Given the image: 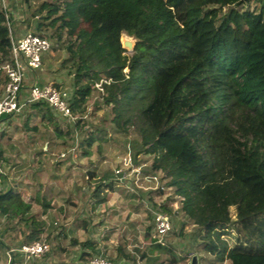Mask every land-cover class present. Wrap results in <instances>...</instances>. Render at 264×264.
<instances>
[{
	"label": "trees",
	"instance_id": "trees-1",
	"mask_svg": "<svg viewBox=\"0 0 264 264\" xmlns=\"http://www.w3.org/2000/svg\"><path fill=\"white\" fill-rule=\"evenodd\" d=\"M14 11L23 18L19 23ZM17 26L50 43L41 56V68L24 70L28 77L21 98L28 97L35 80L39 86L49 77L59 80L53 85L68 91L75 120L59 116L42 101L3 116L0 123L22 116V111L34 113L49 132L40 153L51 152L56 141L67 136L71 147L64 154L71 158L75 145L81 157H89L98 132L83 134L88 126L84 119L97 93L94 105L112 117L111 132L127 136L136 126L137 136L124 142V150L135 166L140 156L153 157L150 172L165 180L161 191L173 190V199H180L177 211L192 225L200 252L216 262L264 264V0H0V64L11 60L10 40H15ZM123 35L135 41L130 55L121 47ZM54 58L60 63L50 69ZM6 80L0 70V85ZM98 83L101 93L95 88ZM53 116L67 123L66 131L55 124L50 133L46 124ZM99 132L107 134L104 128ZM3 162L0 145V167ZM33 176L24 179L34 184ZM95 177L88 172L90 181ZM116 179L114 173H106L88 185L89 202H103L101 191L111 189ZM12 180L0 168V227L7 224L2 225L3 219L24 224L17 247L10 244L21 264L20 247L42 242L46 226L35 216L25 218L31 204L22 200ZM36 200L44 212L50 208L39 193ZM148 204L169 216L172 227L166 237L175 234L172 205L151 198ZM147 214L152 220L145 235L150 248L130 254L118 246L110 253L94 236L97 225L84 222L90 237L71 243L77 257L82 262L101 256L111 264H160L157 252L168 256V264H178L182 259L165 247V239L163 245L156 243L153 215ZM185 224L181 223V233ZM229 230L231 246L221 238ZM60 236L49 230L48 253L28 264H46Z\"/></svg>",
	"mask_w": 264,
	"mask_h": 264
},
{
	"label": "rangeland",
	"instance_id": "rangeland-1",
	"mask_svg": "<svg viewBox=\"0 0 264 264\" xmlns=\"http://www.w3.org/2000/svg\"><path fill=\"white\" fill-rule=\"evenodd\" d=\"M253 7L252 4L250 8ZM15 10L17 11L16 8ZM16 14L18 21L19 18L23 19L20 14L17 12ZM130 39L135 43L132 38ZM124 50L127 55L132 53ZM59 57L62 58L63 55ZM64 57L66 58L65 55ZM59 63V59H52L50 69H57ZM124 73L127 75L128 70L125 69ZM26 76L24 75V78L27 81ZM58 81L48 78V83L54 84ZM100 86L101 83H98L95 88L101 93ZM2 87L3 85H0V93L3 90ZM96 96L97 93H93L89 100L88 114L84 119L88 126L83 130V134L98 132L95 134V142L88 149L89 157H81V151H76L75 145L72 146L71 158L66 154L63 158L60 157L66 147H71V139L67 136L58 139L51 152L40 153L49 132L44 127L45 122L42 123L41 118L34 113L27 114L22 111V116L10 117L5 120V125L0 127V145L6 159L0 168L8 174L9 180L17 181L14 189L25 203L31 204L25 218L35 216L39 221H44L46 229L41 236V241L50 246L51 244L47 241L48 231L55 230L61 233L60 239L53 243L55 249L53 254L51 253L52 257L46 259V264H88L92 256L82 262L75 253L76 249L71 245L73 241L80 242L90 237V232L85 229L84 222L97 225V232L94 236L100 242L101 247L107 248L110 253L114 252L118 246H123L125 252L130 254L137 248H150V243L145 240L147 229H152V220L147 214L148 211L151 214L154 212L148 204L150 198L155 203H169L173 207L176 233L165 238V247L171 248L173 254L180 260L182 259L178 264H190L192 258L186 256L187 253L190 256L194 253L192 257H197L198 264H233L227 259L223 262H216L213 257L200 252L201 246L193 242L192 225L187 223L183 215L177 211L180 199H173V190L161 191L165 180L161 174L153 176L150 172L153 157L140 156L137 166L133 164L135 171L125 169L126 179L123 181L116 179L111 189L104 188L101 191L100 198L104 199L103 202L100 204L94 200L89 202L88 185L99 182L102 175L115 173L118 168L123 167V159L126 156L123 144L137 136L135 125L129 129L127 136L111 132L108 124L112 117L107 116L104 109L96 110L94 105ZM29 115L31 118L27 120ZM55 124L63 131L68 128L65 121L53 116L50 124H46L50 133L54 130ZM33 128L38 130H32ZM100 128H104L107 134L103 135L99 132ZM78 138L80 140L82 137L78 136ZM88 172L96 175L91 181L88 179ZM33 173L32 182L34 184H28L24 175H33ZM38 193L40 200L50 203V208L45 212L42 205L36 202ZM91 204H94V209ZM231 210L233 215L234 209ZM89 219L92 222H87ZM13 220H16L15 217ZM181 223H186L182 233L180 232ZM2 225H5L3 226L5 228L3 241L11 242L19 237L22 238L25 231L24 224L17 222L9 224L3 219ZM151 233L153 234V231ZM221 238L226 240L229 246L233 245L230 230ZM154 255L159 257L160 264H168L167 255H158L157 252ZM21 264H28V261Z\"/></svg>",
	"mask_w": 264,
	"mask_h": 264
},
{
	"label": "built area",
	"instance_id": "built-area-1",
	"mask_svg": "<svg viewBox=\"0 0 264 264\" xmlns=\"http://www.w3.org/2000/svg\"><path fill=\"white\" fill-rule=\"evenodd\" d=\"M11 60L8 63L0 64V70L6 75V82L3 86L0 96V120L5 115L19 113L26 105L37 102H46L48 106L59 116L75 120L68 106L69 93L63 88H57L52 83L39 86L33 84L29 87L28 97L22 99L20 96L22 84L24 82V70L35 71L41 68V56L50 48L48 40L41 38L31 32L23 38L15 41L11 38ZM64 153L60 157H64ZM124 166L118 168L114 175L119 181L127 178L125 169L133 170V164L130 152H126L123 159ZM135 171V170H133ZM2 186L0 184V191ZM153 215V238L156 243L163 245L168 232L171 231V222L168 216L152 212ZM49 251V245L44 242H34L32 244L22 245L19 253L24 261H30L43 257ZM88 264H111L104 257H92ZM120 264H128L121 262Z\"/></svg>",
	"mask_w": 264,
	"mask_h": 264
},
{
	"label": "crops",
	"instance_id": "crops-1",
	"mask_svg": "<svg viewBox=\"0 0 264 264\" xmlns=\"http://www.w3.org/2000/svg\"><path fill=\"white\" fill-rule=\"evenodd\" d=\"M16 20L18 22L17 17H16ZM29 30H30L29 28L25 30L23 27L21 28V27L17 26L15 29V32H14L15 33L14 34L15 41L23 38L27 33H29ZM29 71H31V70H29ZM25 81H26V79H25ZM33 84L38 85L36 80L33 81V83L31 85H33ZM4 125H5L4 123H2V122L0 123V127H3ZM43 149H45V147ZM0 223H1V219H0ZM1 227H3V226H1ZM1 227H0V236L2 234V236H1L2 241L0 242V264H20V262H19L20 257H19V255L17 257H15L16 256L15 253H17V252L14 251L15 248H12L11 245L13 247H17V245L19 244V242L21 241L22 238L19 237V239H15L14 241H11V242L10 241H8V242L3 241V239L5 237V232H4L5 226L3 228H1ZM9 243H12V244L10 245ZM13 244L16 246H14Z\"/></svg>",
	"mask_w": 264,
	"mask_h": 264
},
{
	"label": "water",
	"instance_id": "water-1",
	"mask_svg": "<svg viewBox=\"0 0 264 264\" xmlns=\"http://www.w3.org/2000/svg\"><path fill=\"white\" fill-rule=\"evenodd\" d=\"M120 43H121V47L123 49H126V50H128L130 52L133 51L134 42L130 38H128L125 35H123V36H121ZM190 264H198L197 257H192Z\"/></svg>",
	"mask_w": 264,
	"mask_h": 264
}]
</instances>
